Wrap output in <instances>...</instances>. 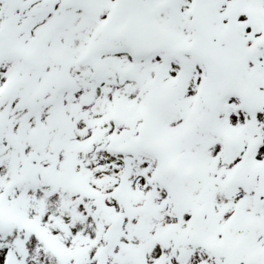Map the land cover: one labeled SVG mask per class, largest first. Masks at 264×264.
Returning <instances> with one entry per match:
<instances>
[{
  "label": "snow or ice",
  "instance_id": "6c2138e0",
  "mask_svg": "<svg viewBox=\"0 0 264 264\" xmlns=\"http://www.w3.org/2000/svg\"><path fill=\"white\" fill-rule=\"evenodd\" d=\"M0 264H264V0H0Z\"/></svg>",
  "mask_w": 264,
  "mask_h": 264
}]
</instances>
